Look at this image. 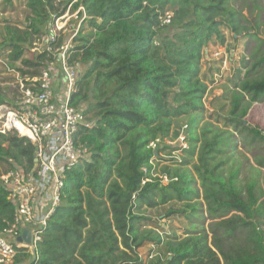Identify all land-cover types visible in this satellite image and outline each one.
I'll return each instance as SVG.
<instances>
[{
    "label": "trees",
    "instance_id": "trees-1",
    "mask_svg": "<svg viewBox=\"0 0 264 264\" xmlns=\"http://www.w3.org/2000/svg\"><path fill=\"white\" fill-rule=\"evenodd\" d=\"M70 2L27 0L25 25L4 27L2 63L37 75L50 54L27 50ZM80 4L87 17L70 62L84 71L71 103L94 121L78 131L89 156L67 172L35 264H264V130L247 120L264 102V0H80L71 11ZM225 31L254 44L206 116V48L226 45ZM15 102L0 82V104ZM182 131L189 148L178 156L164 142ZM36 165L29 138L0 133L1 167ZM162 206L163 219L196 226L169 232L149 213ZM15 209L0 188V232ZM29 256L21 249L15 263Z\"/></svg>",
    "mask_w": 264,
    "mask_h": 264
},
{
    "label": "built area",
    "instance_id": "built-area-1",
    "mask_svg": "<svg viewBox=\"0 0 264 264\" xmlns=\"http://www.w3.org/2000/svg\"><path fill=\"white\" fill-rule=\"evenodd\" d=\"M79 1L71 0L66 12L54 17L48 30L31 46L37 54H50L37 75L22 74L4 63L16 75L20 95L13 105L0 104V133L29 138L35 145L37 165L30 173L0 166V188L8 192L16 207L13 222L0 232V264H12L21 249L36 250L62 202L67 172L89 156L88 148L78 141V131L82 127L92 128L94 121L88 119L85 106L71 103L82 66L70 62V50L76 45L75 37L87 17L83 4L71 11ZM170 17L171 12H167L165 22ZM71 18L79 21L76 28H70ZM72 31L70 38L60 43V36ZM186 136L182 131L175 139L180 148L177 151L189 148ZM162 142L159 137L150 146L157 148ZM25 229L30 230V243L19 240Z\"/></svg>",
    "mask_w": 264,
    "mask_h": 264
},
{
    "label": "rangeland",
    "instance_id": "rangeland-1",
    "mask_svg": "<svg viewBox=\"0 0 264 264\" xmlns=\"http://www.w3.org/2000/svg\"><path fill=\"white\" fill-rule=\"evenodd\" d=\"M26 2L27 0H0V47L2 46L1 42L4 39V27L7 24L13 23L17 25H25V21L29 13L28 8L26 7ZM69 23H72L70 28H76L79 24V21L71 18ZM71 33H73V31L69 33H63L60 36V41H67L70 38ZM225 34L227 36L226 45L212 43L206 48V57L208 61H206L203 65V74H207V83L209 85L208 94L204 99L205 105L207 107L206 116L212 113L214 109H217L216 106H211V102L215 101L216 96L223 94L226 88H232L236 84L238 81L237 69L241 65L240 62L242 61L243 56H246L247 58L250 57L251 47L254 44L252 39L244 36L236 37L233 33H230V31H225ZM37 41H39V38L34 42ZM31 46L27 50V57H33L37 54L31 50ZM1 50L2 49L0 48V51ZM6 61H8L6 58H0V82L4 90H6L7 94L9 95V98L13 99L15 102L20 95L19 87L17 84L16 75L9 72V70L6 69V65L2 63ZM15 66L16 67L14 68L21 73L23 72L20 71L19 68L27 71L34 70L33 68L24 65L21 61L17 62ZM81 71H84L83 66ZM187 119L188 117H183L181 119V121H183L177 128H180L182 124H186ZM247 120L251 125L259 126L264 130V102H256L253 104L247 116ZM168 140H170V138ZM171 140L173 144L167 143V141L164 143L171 145L172 147H178V143H175V140L173 139ZM173 154L180 156L181 152L175 151ZM164 157L167 158L169 156L166 155ZM166 209V207L162 206L158 209L151 210V212L155 218H158V220L163 224V227L169 232H176L178 235L184 236L186 230L192 229L196 226L195 224H190L189 220L177 216L163 219V214L165 213ZM150 248V246H146L140 249L139 252L145 256L147 252L149 253Z\"/></svg>",
    "mask_w": 264,
    "mask_h": 264
},
{
    "label": "water",
    "instance_id": "water-1",
    "mask_svg": "<svg viewBox=\"0 0 264 264\" xmlns=\"http://www.w3.org/2000/svg\"><path fill=\"white\" fill-rule=\"evenodd\" d=\"M19 240L20 241L24 240L27 243H30L31 242V233H30V230L25 229L24 232H23L22 237L19 238ZM36 260H37L36 250H32L30 252V256L26 260L22 261L19 264H35Z\"/></svg>",
    "mask_w": 264,
    "mask_h": 264
},
{
    "label": "crops",
    "instance_id": "crops-1",
    "mask_svg": "<svg viewBox=\"0 0 264 264\" xmlns=\"http://www.w3.org/2000/svg\"><path fill=\"white\" fill-rule=\"evenodd\" d=\"M149 213H151V211H149ZM25 260H26V259H25ZM23 261H24V260H23ZM15 262H16V259H15V261H14L12 264H16ZM21 262H22V261H21ZM21 262H20V263H21ZM18 264H19V263H18Z\"/></svg>",
    "mask_w": 264,
    "mask_h": 264
}]
</instances>
